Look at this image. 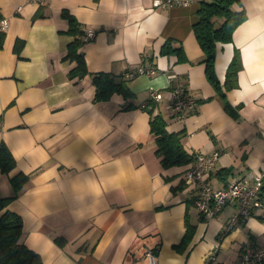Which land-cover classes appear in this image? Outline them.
<instances>
[{
  "label": "crops",
  "instance_id": "0c3cea01",
  "mask_svg": "<svg viewBox=\"0 0 264 264\" xmlns=\"http://www.w3.org/2000/svg\"><path fill=\"white\" fill-rule=\"evenodd\" d=\"M154 1L0 0L7 19L0 31V143L15 159L0 173V196H13L11 177L28 175L7 208L22 219L20 242L43 264H149L144 253L155 246L156 264H207L211 252L208 264H235L246 243L264 246V208L224 232L236 204L206 218L183 183L197 153L219 151L208 177L213 188L248 170L264 173V0L232 4L246 17L231 41L216 44L219 91L207 80L192 30L202 0ZM63 9L95 31L80 48L89 72L122 78L141 65L156 74L127 79L131 99L93 101L89 75L68 77L76 63L64 58L70 37ZM164 45L180 47L183 57L163 53ZM236 50V86L225 89ZM171 75L195 100L182 117L169 107ZM153 90L159 101L150 100ZM148 109L162 115L167 131L182 133L187 163L161 165Z\"/></svg>",
  "mask_w": 264,
  "mask_h": 264
},
{
  "label": "trees",
  "instance_id": "16d2710c",
  "mask_svg": "<svg viewBox=\"0 0 264 264\" xmlns=\"http://www.w3.org/2000/svg\"><path fill=\"white\" fill-rule=\"evenodd\" d=\"M239 0H202L198 9V18L192 25L195 38L203 51L201 62L205 65V74L208 82L216 89L219 88V81L214 71V59L217 42H229L232 39L233 30L246 17L243 10L236 11L232 8L233 3ZM61 17L66 19L67 28L63 33L70 37L67 43L65 59L74 61L75 66L68 72L69 78H80L89 75L95 87L93 101H107L113 94H120L124 99H131L134 93L129 89L123 76L118 78L106 72L91 73L87 70L81 46L87 41L85 39L87 27L81 24L75 16L67 9L60 12ZM3 34L0 33V46ZM163 53H176L183 57V50L164 45ZM241 67L238 50L235 51L230 61L224 83L225 89L236 86V74ZM223 95V93H219ZM150 102V101H149ZM133 105H126L123 109H129ZM227 105V109H228ZM150 113V133L154 136L156 143V154L160 157L163 167L187 163L190 160L182 144L181 132H169L166 129V122L160 113ZM15 165V159L4 142L0 143V173H8ZM28 180L25 173H17L10 178L14 194L9 197L0 196V264H43L38 253L29 249L20 242L22 234V219L10 211L7 206L11 199L23 188ZM184 244H179L177 249H182ZM158 253V246L151 249Z\"/></svg>",
  "mask_w": 264,
  "mask_h": 264
},
{
  "label": "built area",
  "instance_id": "2783aa9c",
  "mask_svg": "<svg viewBox=\"0 0 264 264\" xmlns=\"http://www.w3.org/2000/svg\"><path fill=\"white\" fill-rule=\"evenodd\" d=\"M190 0H155L154 5L187 4ZM7 27V19L0 18V31ZM95 31L87 28L85 39L92 40ZM156 74L153 68H145L137 65L132 70L124 72L125 79H131L136 75L152 76ZM175 83L169 88L170 110L175 116L182 117L187 111L195 106V100L191 97L187 86L179 80L176 75L170 76V81ZM162 98L159 90L150 92L151 101H159ZM143 108H151L148 102L141 104ZM219 156V151L209 154L197 153L194 155L192 165L185 172L183 183L189 189L196 192L194 205L197 211L206 218L217 215L227 204L235 203L236 211L229 217L225 230L229 231L235 227L239 221L248 217L254 209L264 208L261 193L264 186V173L248 170L239 178L229 181L221 188H213L208 183V177ZM144 256L149 264H156L157 254L151 249H147ZM215 260V252H211L206 263ZM264 263V246L255 247L246 243L241 251L240 257L235 264H257Z\"/></svg>",
  "mask_w": 264,
  "mask_h": 264
}]
</instances>
